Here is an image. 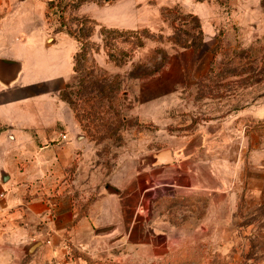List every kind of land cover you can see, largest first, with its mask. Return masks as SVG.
<instances>
[{
	"label": "rangeland",
	"instance_id": "obj_1",
	"mask_svg": "<svg viewBox=\"0 0 264 264\" xmlns=\"http://www.w3.org/2000/svg\"><path fill=\"white\" fill-rule=\"evenodd\" d=\"M46 18L55 58L77 50L48 85L79 121L75 203L121 201L96 213L89 263L264 264V190L244 182L264 143V0H54ZM13 253L58 264L46 245Z\"/></svg>",
	"mask_w": 264,
	"mask_h": 264
},
{
	"label": "crops",
	"instance_id": "obj_2",
	"mask_svg": "<svg viewBox=\"0 0 264 264\" xmlns=\"http://www.w3.org/2000/svg\"><path fill=\"white\" fill-rule=\"evenodd\" d=\"M31 1L0 0V262L27 264L14 250L46 245L58 263L90 264L81 248L100 240L98 228L110 223L97 212H121L119 191L100 192L80 214L73 195L77 151L83 146L79 121L60 88L48 86L73 77L77 50L71 64L69 57L55 58L60 32L47 23L50 0L36 12L14 13L15 6L29 8ZM248 164L244 182L264 190V143L252 145Z\"/></svg>",
	"mask_w": 264,
	"mask_h": 264
},
{
	"label": "trees",
	"instance_id": "obj_3",
	"mask_svg": "<svg viewBox=\"0 0 264 264\" xmlns=\"http://www.w3.org/2000/svg\"><path fill=\"white\" fill-rule=\"evenodd\" d=\"M53 2H54V0H50L49 2H48V4L49 5H51V4H53ZM192 14V13H191ZM193 17L194 18H196L198 21H199V16L198 15H196V14H193ZM198 25H199V23H198ZM114 30H116V29H111V28H103V32L106 34V32H111V31H114ZM75 56H76V54H75ZM76 59V58H75ZM74 68H75V65H74ZM42 90V89H41ZM63 97V96H62ZM65 100H67L68 102L70 101V100H68V98L67 97H63Z\"/></svg>",
	"mask_w": 264,
	"mask_h": 264
},
{
	"label": "built area",
	"instance_id": "obj_4",
	"mask_svg": "<svg viewBox=\"0 0 264 264\" xmlns=\"http://www.w3.org/2000/svg\"><path fill=\"white\" fill-rule=\"evenodd\" d=\"M58 264H65V263H63V262H59Z\"/></svg>",
	"mask_w": 264,
	"mask_h": 264
}]
</instances>
